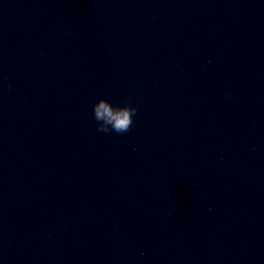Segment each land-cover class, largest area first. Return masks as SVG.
Listing matches in <instances>:
<instances>
[{
  "label": "water",
  "instance_id": "obj_1",
  "mask_svg": "<svg viewBox=\"0 0 264 264\" xmlns=\"http://www.w3.org/2000/svg\"><path fill=\"white\" fill-rule=\"evenodd\" d=\"M0 264H264V0H0Z\"/></svg>",
  "mask_w": 264,
  "mask_h": 264
},
{
  "label": "clouds",
  "instance_id": "obj_2",
  "mask_svg": "<svg viewBox=\"0 0 264 264\" xmlns=\"http://www.w3.org/2000/svg\"><path fill=\"white\" fill-rule=\"evenodd\" d=\"M137 111L138 109L131 104L116 106L101 98L93 105V117L97 121V131L126 133L131 129L133 116L137 114Z\"/></svg>",
  "mask_w": 264,
  "mask_h": 264
}]
</instances>
